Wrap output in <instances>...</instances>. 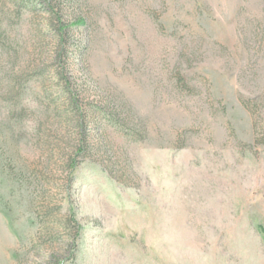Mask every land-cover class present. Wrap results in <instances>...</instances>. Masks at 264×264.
<instances>
[{"label": "rangeland", "instance_id": "rangeland-1", "mask_svg": "<svg viewBox=\"0 0 264 264\" xmlns=\"http://www.w3.org/2000/svg\"><path fill=\"white\" fill-rule=\"evenodd\" d=\"M53 3L62 58L0 0V264H264V0Z\"/></svg>", "mask_w": 264, "mask_h": 264}, {"label": "trees", "instance_id": "trees-1", "mask_svg": "<svg viewBox=\"0 0 264 264\" xmlns=\"http://www.w3.org/2000/svg\"><path fill=\"white\" fill-rule=\"evenodd\" d=\"M15 2V4H19L20 1L22 0H13ZM42 2L45 4L47 12H49L50 16H52L56 21H57V27H56V31L59 32V38H58V56L59 58H62L63 55V51H64V47H65V29L68 28V25L65 24L62 21V18L60 16V14L56 11V5L55 3H53V0H42ZM80 23L84 22V19H80L79 21ZM63 48V50H62ZM63 87H64V91L66 93L67 96V103H68V107L69 110L72 111V113L75 114V118H76V125L78 127V129L80 130L79 134H80V138L77 144V150H79V152L84 151V148L86 147V141H85V123H86V115L83 114L80 110V106H79V98L75 96V94L73 93V91L70 89V82L67 79L63 80ZM73 162V158L71 157L69 159V161L66 163V165L68 166V168H70L72 170V168L74 167V163ZM73 216V214H72ZM72 219H68V222L66 223V225L69 224H73V227L71 228V233H70V243L72 245H75L76 243V239L79 235V226L77 224V221L75 219V217H71Z\"/></svg>", "mask_w": 264, "mask_h": 264}]
</instances>
